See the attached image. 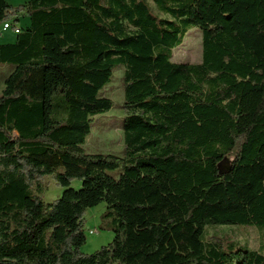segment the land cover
Instances as JSON below:
<instances>
[{
  "label": "trees",
  "instance_id": "16d2710c",
  "mask_svg": "<svg viewBox=\"0 0 264 264\" xmlns=\"http://www.w3.org/2000/svg\"><path fill=\"white\" fill-rule=\"evenodd\" d=\"M9 1L0 24L26 12L30 26L0 45V264H264L262 248L205 237L264 228V0ZM195 28L201 63H175ZM118 68L124 154H88ZM46 177L64 189L51 203ZM102 203L114 240L84 254Z\"/></svg>",
  "mask_w": 264,
  "mask_h": 264
},
{
  "label": "rangeland",
  "instance_id": "374dc122",
  "mask_svg": "<svg viewBox=\"0 0 264 264\" xmlns=\"http://www.w3.org/2000/svg\"><path fill=\"white\" fill-rule=\"evenodd\" d=\"M25 0H10L9 3L15 7L25 5ZM155 13H158L155 5L151 2ZM20 29L30 26V19L26 12L20 16L16 23ZM3 24H0V45L14 43L17 35L11 30L2 31ZM203 56L202 32L199 29L191 30L185 37L183 44L174 50L173 61L175 63L199 64ZM8 66L0 64V77L5 73ZM124 68L114 71L112 81L100 93V96L111 99L114 103L113 108L102 115L93 118L92 131L84 146L88 154H124V119L128 115V110L124 106L125 85ZM110 175L119 178L120 171H109ZM42 194L40 196L47 203L59 199L64 192L63 188L57 187L51 177H46L40 181ZM81 181H74L71 188L80 189ZM36 188V187H35ZM107 205L100 204L97 207L88 209L84 217V229L87 237L86 244L81 248L84 254H94L102 247L107 246L114 240V233L108 226L109 220L105 218ZM206 239L218 237L226 250L236 249L239 245H247L252 249L264 250V228L255 226H233L220 225L210 226L205 230Z\"/></svg>",
  "mask_w": 264,
  "mask_h": 264
},
{
  "label": "built area",
  "instance_id": "2783aa9c",
  "mask_svg": "<svg viewBox=\"0 0 264 264\" xmlns=\"http://www.w3.org/2000/svg\"><path fill=\"white\" fill-rule=\"evenodd\" d=\"M11 30L16 35H17V32H21V29L18 28L17 26H15L12 22H7V23L3 24V28H2L3 32H7V31H11Z\"/></svg>",
  "mask_w": 264,
  "mask_h": 264
},
{
  "label": "crops",
  "instance_id": "0c3cea01",
  "mask_svg": "<svg viewBox=\"0 0 264 264\" xmlns=\"http://www.w3.org/2000/svg\"><path fill=\"white\" fill-rule=\"evenodd\" d=\"M26 3V1H24ZM5 69V68H4ZM5 73L0 77V94L3 92L4 90V83H5V79L6 77L10 74L9 69H5L4 71Z\"/></svg>",
  "mask_w": 264,
  "mask_h": 264
},
{
  "label": "bare ground",
  "instance_id": "6f19581e",
  "mask_svg": "<svg viewBox=\"0 0 264 264\" xmlns=\"http://www.w3.org/2000/svg\"><path fill=\"white\" fill-rule=\"evenodd\" d=\"M19 32H17V34H18Z\"/></svg>",
  "mask_w": 264,
  "mask_h": 264
}]
</instances>
